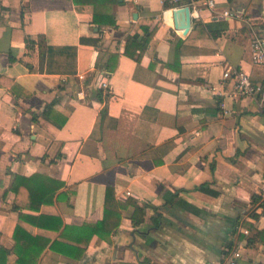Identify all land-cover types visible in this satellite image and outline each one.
Listing matches in <instances>:
<instances>
[{"label":"crops","instance_id":"obj_1","mask_svg":"<svg viewBox=\"0 0 264 264\" xmlns=\"http://www.w3.org/2000/svg\"><path fill=\"white\" fill-rule=\"evenodd\" d=\"M216 3L185 34L163 0H118L116 25L95 24L94 7L74 0H0V264L27 252L21 264H211L245 238L239 264H264V209H246L264 200V90L238 96L223 78L242 68L264 85L252 46L264 0ZM134 35L146 44L140 61L125 52ZM34 174L64 186L39 210L27 198L16 209V178ZM108 187L146 217L135 226L127 204L103 238L93 226Z\"/></svg>","mask_w":264,"mask_h":264},{"label":"trees","instance_id":"obj_2","mask_svg":"<svg viewBox=\"0 0 264 264\" xmlns=\"http://www.w3.org/2000/svg\"><path fill=\"white\" fill-rule=\"evenodd\" d=\"M74 2L76 4H90L94 7L93 21L95 24L116 25V18L113 14L112 6L113 4L117 3L118 0H74ZM82 42H92L95 46H98L101 42V38H83ZM39 46L40 54L43 59L46 53V39L44 35L39 36ZM145 51L146 44L143 42V40L139 39L138 35H134L128 39L125 50L128 56L134 58L136 61H140ZM110 63H113V56L110 59ZM98 97L102 101L105 100L102 91H99ZM51 107L52 106H50L49 108ZM44 114L47 115V111H45ZM65 120L66 118L63 121ZM60 126L63 125L60 124ZM63 186V182L41 174H34L29 177L19 176L16 178L15 184L13 186V190L17 194V206L15 208L20 209L23 205L21 200L27 198L28 202L25 204V206L27 205L29 208L31 207L35 208L36 210H39L43 203H51L54 199L56 192L60 190ZM127 204L134 205L135 211L133 214V221L135 226H139L145 221L146 208L141 207L132 200H128L127 203H120L116 201L114 197L113 187L107 188L104 219L93 226L100 236L106 238L108 234H110L119 226L122 219L121 208H125ZM157 221L159 223V220ZM61 227L58 229L60 230ZM51 246L57 248V244L53 243L51 244ZM230 247L226 249V255L229 253ZM32 257L33 255L31 256L30 253H25L24 256H22L21 263L27 262V260H30ZM37 258H39V255L35 257V260H37Z\"/></svg>","mask_w":264,"mask_h":264},{"label":"built area","instance_id":"obj_3","mask_svg":"<svg viewBox=\"0 0 264 264\" xmlns=\"http://www.w3.org/2000/svg\"><path fill=\"white\" fill-rule=\"evenodd\" d=\"M165 5L171 4L173 5V9H178L181 7L188 6L191 10L192 14H195L196 17H200V11L204 8L214 10L217 6L216 0H163ZM240 13L232 11V10H225L222 12V15L226 18H234L238 17ZM253 62L256 65H263L264 66V37L260 34H256L254 36L253 42ZM92 67L95 68V61L92 64ZM110 72L107 70H102L99 73L97 87L99 91L103 92V95L106 97H110L112 93V89L110 86ZM79 78L81 80H85V74H80ZM224 79H230L234 83V91L238 96H255L259 94L261 91L264 90V85L254 83L252 80L251 74L242 68H228L223 73ZM77 95L80 98L86 97V91L84 89L77 92ZM222 108L226 114H232L233 110L227 107L225 104H222ZM131 194L130 192H127ZM264 198V197H263ZM262 203V204H261ZM257 207L264 209V200L261 199L260 203L255 204L254 201L247 204L246 209L248 211H253ZM248 215L246 214L245 219H248ZM241 232L246 235L247 237L250 235V229L242 226ZM247 244V238L242 241L237 242V246L231 250V252L225 257L222 262L218 263H211V264H239L240 259L243 256V248Z\"/></svg>","mask_w":264,"mask_h":264},{"label":"water","instance_id":"obj_4","mask_svg":"<svg viewBox=\"0 0 264 264\" xmlns=\"http://www.w3.org/2000/svg\"><path fill=\"white\" fill-rule=\"evenodd\" d=\"M175 27L184 31L185 34L191 28L192 25V16L190 7L185 6L173 11Z\"/></svg>","mask_w":264,"mask_h":264}]
</instances>
